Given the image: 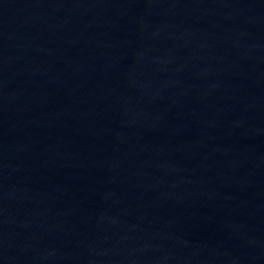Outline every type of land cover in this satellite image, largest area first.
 <instances>
[{
	"label": "water",
	"instance_id": "95a60500",
	"mask_svg": "<svg viewBox=\"0 0 264 264\" xmlns=\"http://www.w3.org/2000/svg\"><path fill=\"white\" fill-rule=\"evenodd\" d=\"M0 264H264V0H0Z\"/></svg>",
	"mask_w": 264,
	"mask_h": 264
}]
</instances>
